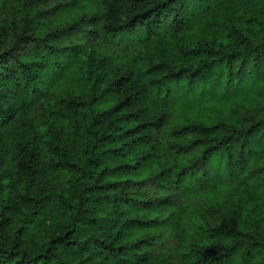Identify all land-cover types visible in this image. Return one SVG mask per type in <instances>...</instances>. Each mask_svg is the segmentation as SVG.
I'll list each match as a JSON object with an SVG mask.
<instances>
[{"label": "trees", "instance_id": "1", "mask_svg": "<svg viewBox=\"0 0 264 264\" xmlns=\"http://www.w3.org/2000/svg\"><path fill=\"white\" fill-rule=\"evenodd\" d=\"M38 1L0 0V264H264V0ZM182 81L260 100L171 125Z\"/></svg>", "mask_w": 264, "mask_h": 264}, {"label": "rangeland", "instance_id": "2", "mask_svg": "<svg viewBox=\"0 0 264 264\" xmlns=\"http://www.w3.org/2000/svg\"><path fill=\"white\" fill-rule=\"evenodd\" d=\"M66 1L68 0H41L34 3L41 13H46L47 11L55 7L56 4L64 3ZM8 15L9 18L15 21L12 14L9 13ZM7 34L9 38L7 41L12 43L13 32L11 30H8ZM62 43L63 41L58 40L53 44V46L57 47L56 49L58 52H60V49L63 45ZM74 44L76 45V42H74ZM127 44L129 45L131 44V42ZM127 44L118 41V46ZM87 48L88 46L86 47L84 52L87 50ZM111 50L117 53L118 56H121L122 58L130 55V51L126 49L123 50V48L121 49L118 47H112ZM58 89L59 87L55 88V93L58 91ZM167 91H170L169 97L171 104L169 106H166V108L164 109L168 114V119L171 125L174 123L176 125L181 124L185 119L191 122L196 121L204 123L206 125H214L219 121L235 122L236 118L240 116V114H244L246 111L252 110V108L256 106V100H260V97L256 95L255 90L247 89V86H241L238 94L232 97V100L227 102H221L223 101V95L221 93H210L211 89L208 87V85L205 84H189L185 81L174 82L173 84L165 87L164 92ZM41 112H43V109H40L37 112V116L39 119L44 118V116L42 117ZM163 138L164 133L162 131L158 132L157 140L161 141L163 140ZM259 158L261 159L260 156ZM261 161L264 163V154ZM214 163V160L211 161V164L206 168V172L210 177H214L216 175V172L214 170ZM254 171L259 170L257 169V167H255V164L252 161L246 160L244 174L247 172L248 176H250L251 179H254L255 176L262 174L258 172L254 176L249 175ZM149 177V173H145L144 179L147 180ZM147 185L148 188L146 192L148 193L149 199H162L165 197L166 193L160 187L153 183H148ZM173 199L178 205L186 203V198L181 197L177 194H173ZM195 205L197 209L200 208V202L194 204V206ZM212 220L213 219H211L210 221ZM167 247L168 249H175L176 243L174 242V240L170 239Z\"/></svg>", "mask_w": 264, "mask_h": 264}]
</instances>
